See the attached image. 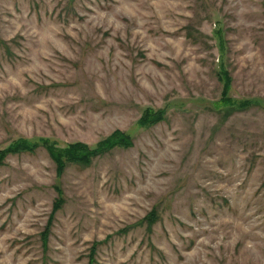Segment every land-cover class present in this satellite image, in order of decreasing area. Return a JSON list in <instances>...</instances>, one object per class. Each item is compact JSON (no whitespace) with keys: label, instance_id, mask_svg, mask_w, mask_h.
<instances>
[{"label":"rangeland","instance_id":"obj_1","mask_svg":"<svg viewBox=\"0 0 264 264\" xmlns=\"http://www.w3.org/2000/svg\"><path fill=\"white\" fill-rule=\"evenodd\" d=\"M111 138L60 173L47 150ZM21 143L0 264H264V0H0V152Z\"/></svg>","mask_w":264,"mask_h":264},{"label":"trees","instance_id":"obj_2","mask_svg":"<svg viewBox=\"0 0 264 264\" xmlns=\"http://www.w3.org/2000/svg\"><path fill=\"white\" fill-rule=\"evenodd\" d=\"M153 122L157 120H161V115L158 114L155 118L152 119ZM149 117L144 119L142 123H149ZM131 143H127L125 140L111 138L104 141L101 145L96 147L95 149H89L86 145L75 143L69 145L65 150H57L51 148L49 145L48 153L53 157L55 164L57 165L58 173L62 172L64 167L66 166V162H76L78 164H88L90 159L96 157L97 155L102 154L105 151H108L110 148L114 146H129ZM36 147V144L33 143H21L17 145H13L12 147L6 148L0 152V160H2L8 154H15L17 152H26L32 151ZM154 220V216L148 217L149 225L152 224Z\"/></svg>","mask_w":264,"mask_h":264}]
</instances>
